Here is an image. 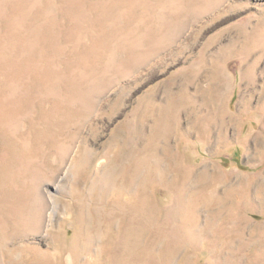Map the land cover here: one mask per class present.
<instances>
[{
  "label": "rangeland",
  "instance_id": "obj_1",
  "mask_svg": "<svg viewBox=\"0 0 264 264\" xmlns=\"http://www.w3.org/2000/svg\"><path fill=\"white\" fill-rule=\"evenodd\" d=\"M0 264H264V0H0Z\"/></svg>",
  "mask_w": 264,
  "mask_h": 264
}]
</instances>
